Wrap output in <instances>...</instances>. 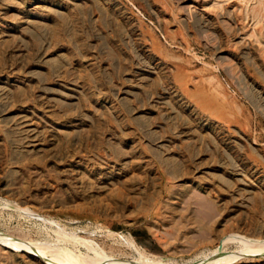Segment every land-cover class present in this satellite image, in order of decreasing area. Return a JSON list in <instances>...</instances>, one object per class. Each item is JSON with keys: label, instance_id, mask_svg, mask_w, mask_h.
<instances>
[{"label": "rangeland", "instance_id": "1", "mask_svg": "<svg viewBox=\"0 0 264 264\" xmlns=\"http://www.w3.org/2000/svg\"><path fill=\"white\" fill-rule=\"evenodd\" d=\"M0 240L264 264V0H0Z\"/></svg>", "mask_w": 264, "mask_h": 264}, {"label": "bare ground", "instance_id": "2", "mask_svg": "<svg viewBox=\"0 0 264 264\" xmlns=\"http://www.w3.org/2000/svg\"><path fill=\"white\" fill-rule=\"evenodd\" d=\"M227 239H228V238H227ZM234 239H235L236 241L239 239V241L242 243V245H243L246 249L251 248L252 245H253L252 242H249V240L247 241L245 238L242 239V238H239V237H238V239H237V238H233V240H234ZM231 240H232V238H231ZM231 240H229V241L227 240V242H230ZM233 240H232V241H233ZM0 241H2V240H0ZM224 241H225V240H224ZM239 241H238V242H239ZM222 242H223V241H222ZM227 242H225V243H227ZM234 242H235V241H234ZM2 243H3V242H2ZM85 243H86V242H85ZM241 243H240V244H241ZM4 244H6V246H9V244H7V242L4 243ZM222 244H223V243H222ZM12 245H13V244H12ZM12 245L10 244L9 247H13ZM81 245H82V244H81ZM242 245H241V246H242ZM254 245H255V244H254ZM254 245H253V246H254ZM257 245H260V244H257ZM257 245H256V246H257ZM14 246H15V245H14ZM83 246H84V245H83ZM85 246H86V245H85ZM221 246H222V245H221ZM260 246H262V245H260ZM257 247H258V246H257ZM257 247H255V248H257ZM86 248H87V247H86ZM14 249H15V248H14ZM218 249H219V248H218ZM258 249H259V247H258ZM262 249H263V248H262ZM17 250H18V249H17ZM40 250H41V249H40ZM42 251H44V250H42ZM88 251H89V250H88ZM91 251H92V249H91ZM39 253H40V252H39ZM87 253H88V252H87ZM49 254H50V253H49ZM98 254H99V253H98ZM98 254H97V255H98ZM94 255H95V253H94ZM142 255H143V254H142ZM98 256H99V255H98ZM140 256H141V255H140ZM43 257H44V256H43ZM80 257H81V256H80ZM100 257H101V256H99V257H97V258L95 257L96 259H91L92 257H89L88 259H87V258H84V257H81V258H82L84 261H86L87 263H89V264H108L106 261H105L106 263H103V262H104V259H103L104 256L101 257V258H100ZM141 257H142V256H141ZM214 257H215V256H214ZM104 258H105V257H104ZM58 259H59V258H58ZM58 261H59V260H58ZM75 261H76V260H75ZM76 262H77V261H76ZM76 262L73 263V264H77ZM78 262H79L80 264H82L79 260H78ZM108 262H109V261H108ZM87 263H86V264H87ZM83 264H85V263H83Z\"/></svg>", "mask_w": 264, "mask_h": 264}]
</instances>
